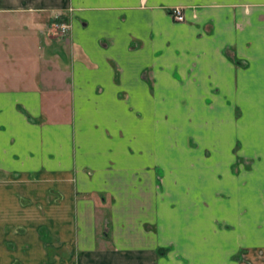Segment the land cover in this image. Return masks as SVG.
<instances>
[{"label": "crops", "instance_id": "1", "mask_svg": "<svg viewBox=\"0 0 264 264\" xmlns=\"http://www.w3.org/2000/svg\"><path fill=\"white\" fill-rule=\"evenodd\" d=\"M230 111H264V0H0V264H264Z\"/></svg>", "mask_w": 264, "mask_h": 264}, {"label": "rangeland", "instance_id": "2", "mask_svg": "<svg viewBox=\"0 0 264 264\" xmlns=\"http://www.w3.org/2000/svg\"><path fill=\"white\" fill-rule=\"evenodd\" d=\"M62 103L61 100L58 99H54L50 101V107L52 108L51 111H54V119H61L60 112H58V105ZM57 110V111H55ZM65 111H69L67 108ZM230 111V115H231V123L237 124L238 119H242V117L245 115V139L244 141H242V139L244 138L243 136L240 139H238V141H235L231 144H234L233 148V152H238L240 154V157H244L247 158L245 160H247L245 162V166L246 167H252L254 164V158L261 156L264 154V149L262 148H257L255 145V141L259 140V141H263L264 140V111ZM189 141L191 142V138L189 139ZM241 142H242V146L245 145L244 148H242L241 146ZM245 149V151L243 150ZM236 150V151H235ZM239 150V151H238ZM231 153V157L234 153ZM235 156H237V153H235ZM251 162V163H250ZM100 198V197H98ZM108 198V197H107ZM109 202L110 200L104 204H101L100 206L104 205L105 209H98L96 211V221H98L99 225H101L102 222L105 223H109V221L112 219V214H111V210L109 208ZM38 208H39V219H43L45 216V212L42 209V206L40 204H38ZM98 225V224H97ZM143 227L146 231H153L156 233V229H157V224L156 222L152 221L151 218V214H150V220H146L143 222ZM102 230V229H100ZM41 232V233H40ZM39 233L42 237H45V231L39 229ZM44 239V238H43ZM11 247L13 245H10ZM49 249V248H48ZM49 251H51L49 249Z\"/></svg>", "mask_w": 264, "mask_h": 264}, {"label": "built area", "instance_id": "3", "mask_svg": "<svg viewBox=\"0 0 264 264\" xmlns=\"http://www.w3.org/2000/svg\"><path fill=\"white\" fill-rule=\"evenodd\" d=\"M170 14H171L172 18L177 20V21H184L185 20V16H184V13L182 11L181 6L171 7ZM58 27L60 29V32L64 35V33L66 32V30L68 28V24L65 21H61L59 23Z\"/></svg>", "mask_w": 264, "mask_h": 264}]
</instances>
